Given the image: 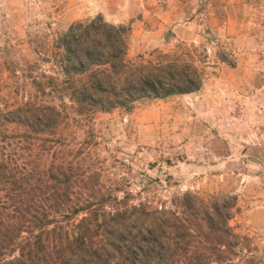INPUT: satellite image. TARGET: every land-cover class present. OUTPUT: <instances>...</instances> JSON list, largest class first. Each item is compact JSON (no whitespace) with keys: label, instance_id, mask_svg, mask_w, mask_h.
Returning <instances> with one entry per match:
<instances>
[{"label":"trees","instance_id":"16d2710c","mask_svg":"<svg viewBox=\"0 0 264 264\" xmlns=\"http://www.w3.org/2000/svg\"><path fill=\"white\" fill-rule=\"evenodd\" d=\"M194 49L131 57L129 26L97 15L54 36L30 98L0 106V264H264L229 224L234 195L186 190L152 206L90 158L94 114L201 87Z\"/></svg>","mask_w":264,"mask_h":264},{"label":"rangeland","instance_id":"374dc122","mask_svg":"<svg viewBox=\"0 0 264 264\" xmlns=\"http://www.w3.org/2000/svg\"><path fill=\"white\" fill-rule=\"evenodd\" d=\"M138 1L127 0L124 14ZM117 2L0 0V106L30 98L57 33ZM106 22L129 26L131 57L194 46L203 81L195 92L94 114L90 158L103 181L152 206L186 190L232 194L229 224L264 259V0H143L123 22Z\"/></svg>","mask_w":264,"mask_h":264},{"label":"crops","instance_id":"0c3cea01","mask_svg":"<svg viewBox=\"0 0 264 264\" xmlns=\"http://www.w3.org/2000/svg\"><path fill=\"white\" fill-rule=\"evenodd\" d=\"M142 1L143 0H139L133 10L126 12V14H124V11L126 10L125 7L127 0H119V3L117 2V4L115 5V9H113L112 11H109L106 7H104L99 8V10L97 9V11L93 13L101 17L103 16L102 18L106 21L121 23L125 20V17H130L131 15H133V13L139 11V8L142 7Z\"/></svg>","mask_w":264,"mask_h":264}]
</instances>
